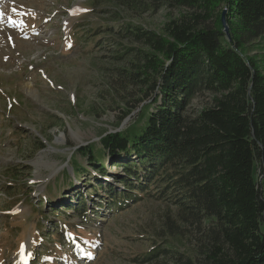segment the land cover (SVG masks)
Here are the masks:
<instances>
[{"label": "trees", "instance_id": "16d2710c", "mask_svg": "<svg viewBox=\"0 0 264 264\" xmlns=\"http://www.w3.org/2000/svg\"><path fill=\"white\" fill-rule=\"evenodd\" d=\"M88 1L102 20L86 30L77 24L69 39L112 61L118 126L139 111L121 131L102 135L98 149L78 150L87 168L71 158L73 177L82 174L87 189L72 210L87 221L145 199L173 208L158 231L164 242L129 259L136 264H264V54L243 50L264 37V0ZM163 8L182 14L162 34L126 17ZM194 98L207 104L192 108ZM105 164L118 172L108 174ZM70 210L50 215L62 222ZM38 224L37 241L51 235ZM190 228L205 234L193 256L176 244Z\"/></svg>", "mask_w": 264, "mask_h": 264}, {"label": "rangeland", "instance_id": "374dc122", "mask_svg": "<svg viewBox=\"0 0 264 264\" xmlns=\"http://www.w3.org/2000/svg\"><path fill=\"white\" fill-rule=\"evenodd\" d=\"M0 13V264H136L129 259L164 242L158 231L166 215L174 216L173 208L145 199L118 213H89L87 221L72 210L87 189L82 174L73 177L71 158L87 168L78 150L98 149L102 134L118 128L111 110L120 97L111 91L107 71L112 61L90 53L91 44L69 39L77 24L84 30L98 24L100 12L88 0H0ZM181 14L163 8L126 17L162 34ZM243 50L250 57L264 54V37ZM206 104L194 98L191 107ZM105 166L108 174L118 172ZM87 205L94 210L91 200ZM68 206L62 222L50 215ZM38 223L51 235L37 241ZM202 233L186 229L176 240L180 251L193 256Z\"/></svg>", "mask_w": 264, "mask_h": 264}, {"label": "water", "instance_id": "95a60500", "mask_svg": "<svg viewBox=\"0 0 264 264\" xmlns=\"http://www.w3.org/2000/svg\"><path fill=\"white\" fill-rule=\"evenodd\" d=\"M224 16H225V12H223L222 15H221V24H222V28H223L222 31H223V33L226 34L227 37H229V31H228L227 24H226V22L224 20ZM111 111L115 113V123H116V125H118V122L120 121L119 112H118V110H113V109ZM138 111L139 110L131 111V113L122 120V122L119 124V126H117L118 128H117L116 131L119 132L123 128H125L126 125L129 123V121L132 120L136 116ZM95 116H98V115H95ZM108 133L109 132H105L104 134H108ZM104 134H102V135H104Z\"/></svg>", "mask_w": 264, "mask_h": 264}, {"label": "snow or ice", "instance_id": "6c2138e0", "mask_svg": "<svg viewBox=\"0 0 264 264\" xmlns=\"http://www.w3.org/2000/svg\"><path fill=\"white\" fill-rule=\"evenodd\" d=\"M13 11H15V9H13ZM3 14L2 13H0V16H2Z\"/></svg>", "mask_w": 264, "mask_h": 264}]
</instances>
